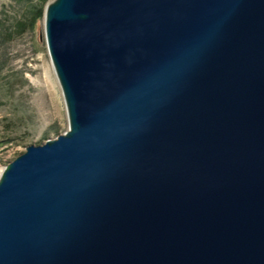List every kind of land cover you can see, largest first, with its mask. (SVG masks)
I'll list each match as a JSON object with an SVG mask.
<instances>
[{"label": "water", "instance_id": "1", "mask_svg": "<svg viewBox=\"0 0 264 264\" xmlns=\"http://www.w3.org/2000/svg\"><path fill=\"white\" fill-rule=\"evenodd\" d=\"M68 127L0 172V264H264V0H51Z\"/></svg>", "mask_w": 264, "mask_h": 264}, {"label": "rangeland", "instance_id": "2", "mask_svg": "<svg viewBox=\"0 0 264 264\" xmlns=\"http://www.w3.org/2000/svg\"><path fill=\"white\" fill-rule=\"evenodd\" d=\"M38 1L0 0V172L27 145L41 144L68 127L43 15L29 26Z\"/></svg>", "mask_w": 264, "mask_h": 264}, {"label": "trees", "instance_id": "3", "mask_svg": "<svg viewBox=\"0 0 264 264\" xmlns=\"http://www.w3.org/2000/svg\"><path fill=\"white\" fill-rule=\"evenodd\" d=\"M47 0H39L38 3L30 10L29 26H32L35 20L43 15V6Z\"/></svg>", "mask_w": 264, "mask_h": 264}]
</instances>
